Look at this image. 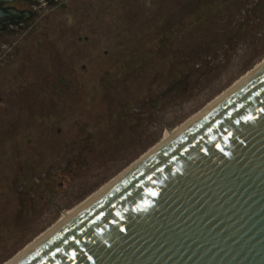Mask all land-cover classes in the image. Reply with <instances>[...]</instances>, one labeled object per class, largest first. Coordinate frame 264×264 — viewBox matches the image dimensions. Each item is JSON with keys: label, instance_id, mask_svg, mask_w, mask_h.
Segmentation results:
<instances>
[{"label": "rangeland", "instance_id": "1", "mask_svg": "<svg viewBox=\"0 0 264 264\" xmlns=\"http://www.w3.org/2000/svg\"><path fill=\"white\" fill-rule=\"evenodd\" d=\"M9 2L0 264L264 59V0Z\"/></svg>", "mask_w": 264, "mask_h": 264}, {"label": "water", "instance_id": "2", "mask_svg": "<svg viewBox=\"0 0 264 264\" xmlns=\"http://www.w3.org/2000/svg\"><path fill=\"white\" fill-rule=\"evenodd\" d=\"M11 264H264V68Z\"/></svg>", "mask_w": 264, "mask_h": 264}, {"label": "bare ground", "instance_id": "3", "mask_svg": "<svg viewBox=\"0 0 264 264\" xmlns=\"http://www.w3.org/2000/svg\"><path fill=\"white\" fill-rule=\"evenodd\" d=\"M262 68H264V59L257 64L253 69L249 70L246 74H244L241 78H239L230 88L223 91L221 94H219L214 100H212L203 110H201L199 113L191 117L186 122L182 123L181 125L174 128L172 131L166 132L164 135V138L160 144L156 146L153 150L145 154L140 160H138L136 163L133 164V166L128 168L127 170L123 171L118 177H116L114 180L110 181L106 185L102 186L94 195L90 196L85 201L78 204L76 207L65 213L60 221H58L55 226H53L50 230H47L48 233H43L41 236H39L34 242L27 245L22 252L18 253L14 258L11 259L10 262H7L5 264H11L14 262L17 258H19L22 254H24L27 250H29L31 247H33L36 243H38L40 240H42L45 236H47L49 233H51L53 230H55L58 226H60L62 223H64L67 219H69L71 216H73L75 213H77L79 210H81L83 207H85L87 204H89L91 201H93L96 197H98L100 194H102L105 190H107L110 186H112L114 183H116L119 179H121L123 176H125L128 172H130L133 168H135L137 165H139L142 161H144L146 158H148L151 154H153L156 150H158L160 147H162L165 143H167L170 139H172L174 136H176L179 132H181L184 128H186L188 125H190L192 122H194L197 118H199L201 115H203L205 112H207L210 108H212L214 105H216L219 101H221L223 98H225L227 95H229L232 91H234L236 88H238L240 85H242L245 81H247L249 78H251L253 75H255L258 71H260Z\"/></svg>", "mask_w": 264, "mask_h": 264}, {"label": "flooded vegetation", "instance_id": "4", "mask_svg": "<svg viewBox=\"0 0 264 264\" xmlns=\"http://www.w3.org/2000/svg\"><path fill=\"white\" fill-rule=\"evenodd\" d=\"M31 3H38L40 0H28ZM51 1V0H47ZM0 8L6 13L4 16L0 17V31L9 30L5 26L9 22H17L19 19L25 18L27 13L25 11H19L18 9L12 6L9 1H0Z\"/></svg>", "mask_w": 264, "mask_h": 264}]
</instances>
